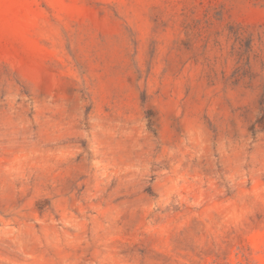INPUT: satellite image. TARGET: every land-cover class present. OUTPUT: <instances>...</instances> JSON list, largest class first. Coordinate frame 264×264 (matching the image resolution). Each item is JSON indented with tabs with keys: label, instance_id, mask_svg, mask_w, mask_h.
<instances>
[{
	"label": "rangeland",
	"instance_id": "1",
	"mask_svg": "<svg viewBox=\"0 0 264 264\" xmlns=\"http://www.w3.org/2000/svg\"><path fill=\"white\" fill-rule=\"evenodd\" d=\"M0 264H264V0H0Z\"/></svg>",
	"mask_w": 264,
	"mask_h": 264
},
{
	"label": "clouds",
	"instance_id": "2",
	"mask_svg": "<svg viewBox=\"0 0 264 264\" xmlns=\"http://www.w3.org/2000/svg\"><path fill=\"white\" fill-rule=\"evenodd\" d=\"M193 131H195L198 134V130H193ZM193 131H190L189 132V135H192L193 134Z\"/></svg>",
	"mask_w": 264,
	"mask_h": 264
}]
</instances>
